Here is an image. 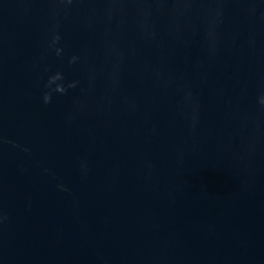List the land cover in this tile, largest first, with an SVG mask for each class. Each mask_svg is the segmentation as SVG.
<instances>
[{"label":"water","instance_id":"1","mask_svg":"<svg viewBox=\"0 0 264 264\" xmlns=\"http://www.w3.org/2000/svg\"><path fill=\"white\" fill-rule=\"evenodd\" d=\"M262 98L264 0H0V264H264Z\"/></svg>","mask_w":264,"mask_h":264},{"label":"clouds","instance_id":"2","mask_svg":"<svg viewBox=\"0 0 264 264\" xmlns=\"http://www.w3.org/2000/svg\"><path fill=\"white\" fill-rule=\"evenodd\" d=\"M60 36L56 35L53 39V44H59ZM55 52L57 56H60L63 52L62 47L55 48ZM77 57L73 56L69 59V64H75ZM66 81L65 73L63 71H56L53 72L51 75L48 76L45 91L43 92V102L45 104L51 103L53 99L54 93L65 94L68 92L70 88H74L76 86V81ZM261 103L264 104V98L261 99Z\"/></svg>","mask_w":264,"mask_h":264}]
</instances>
